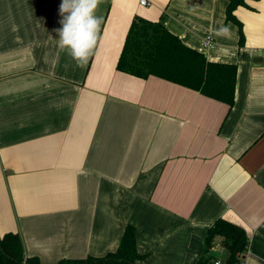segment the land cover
Instances as JSON below:
<instances>
[{"label":"crops","instance_id":"crops-1","mask_svg":"<svg viewBox=\"0 0 264 264\" xmlns=\"http://www.w3.org/2000/svg\"><path fill=\"white\" fill-rule=\"evenodd\" d=\"M147 1L103 0L81 68L57 44L61 0H0V236L58 264L116 251L133 225L139 264H197L222 218L249 237L241 264H264V0L235 10L243 45L228 0ZM136 17L236 64L233 107L119 72Z\"/></svg>","mask_w":264,"mask_h":264},{"label":"trees","instance_id":"trees-1","mask_svg":"<svg viewBox=\"0 0 264 264\" xmlns=\"http://www.w3.org/2000/svg\"><path fill=\"white\" fill-rule=\"evenodd\" d=\"M246 0H228L226 21L237 24L240 45L244 44L241 22L235 16ZM117 70L140 79L160 78L200 92L205 97L222 102L231 109L235 103L238 67L236 64L210 62L206 55L186 45L163 21L136 17L128 31ZM224 246L228 255L225 264H241L249 247L246 231L226 219H218L208 229L205 251L197 264L212 259V249ZM146 255L140 254L136 229L127 225L118 248L103 257L83 260H61L58 264H139ZM0 264H40L38 258L26 257L22 237L18 233L0 236Z\"/></svg>","mask_w":264,"mask_h":264},{"label":"clouds","instance_id":"clouds-1","mask_svg":"<svg viewBox=\"0 0 264 264\" xmlns=\"http://www.w3.org/2000/svg\"><path fill=\"white\" fill-rule=\"evenodd\" d=\"M103 0H61L58 7L60 27L54 29L61 50L75 62L77 67H85L95 54L100 39L104 17L97 14ZM219 34L227 35L222 27Z\"/></svg>","mask_w":264,"mask_h":264},{"label":"built area","instance_id":"built-area-1","mask_svg":"<svg viewBox=\"0 0 264 264\" xmlns=\"http://www.w3.org/2000/svg\"><path fill=\"white\" fill-rule=\"evenodd\" d=\"M140 3H141V5H143V6L149 5L147 0H140ZM213 41H214V39H213V37H212L211 35L206 36V37L203 39V41H202V48H203V49H208V48L212 45ZM221 249H222V248H221L220 246L217 245V246H215L212 250H213V252L217 253V252H219ZM215 264H221V262H220V261H216Z\"/></svg>","mask_w":264,"mask_h":264},{"label":"rangeland","instance_id":"rangeland-1","mask_svg":"<svg viewBox=\"0 0 264 264\" xmlns=\"http://www.w3.org/2000/svg\"><path fill=\"white\" fill-rule=\"evenodd\" d=\"M223 252H225V253H213V257H217V258H220V260L222 261V262H225V259H226V257H227V255H228V253H227V251L226 250H224Z\"/></svg>","mask_w":264,"mask_h":264},{"label":"water","instance_id":"water-1","mask_svg":"<svg viewBox=\"0 0 264 264\" xmlns=\"http://www.w3.org/2000/svg\"><path fill=\"white\" fill-rule=\"evenodd\" d=\"M256 60L259 62H264V57L261 56V57L257 58Z\"/></svg>","mask_w":264,"mask_h":264}]
</instances>
